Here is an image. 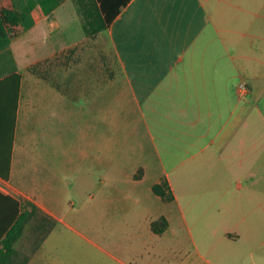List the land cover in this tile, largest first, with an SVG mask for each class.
I'll use <instances>...</instances> for the list:
<instances>
[{
  "label": "crops",
  "instance_id": "crops-1",
  "mask_svg": "<svg viewBox=\"0 0 264 264\" xmlns=\"http://www.w3.org/2000/svg\"><path fill=\"white\" fill-rule=\"evenodd\" d=\"M80 18L62 1L27 30L28 39L42 30L49 45L44 57L27 66V75L7 68L14 42L0 52V79L23 75L11 175L8 181L0 177V250L12 206L16 215L12 199L31 200L56 221L36 249L17 240L15 253L1 264H264V0H129L106 29L91 35ZM91 37L108 65L67 68L65 52ZM109 54L116 61L111 77ZM40 63L51 66L48 73L32 70ZM49 91L69 108L86 110L94 100L109 104V157L120 156L132 169V189L147 182L144 195L176 211L154 216L139 193L109 192L111 235L120 232L114 221L125 212L122 255L114 243L109 250L99 246L109 255L106 261L54 255L63 250V230L91 240L46 190L65 179L79 181L76 171L52 164L45 181L34 173L35 156L56 158L45 155L50 126L43 112L41 129L36 126L38 97ZM97 171V183L107 182L105 169ZM164 180L171 201L153 191ZM109 184L118 187L110 175ZM161 217L168 226L158 234L152 224Z\"/></svg>",
  "mask_w": 264,
  "mask_h": 264
},
{
  "label": "rangeland",
  "instance_id": "rangeland-1",
  "mask_svg": "<svg viewBox=\"0 0 264 264\" xmlns=\"http://www.w3.org/2000/svg\"><path fill=\"white\" fill-rule=\"evenodd\" d=\"M27 1L0 0V7H15L16 9L25 11ZM62 1L66 2L72 10H77L83 26L90 34L89 22L95 18L99 10L98 5L93 0ZM91 11H94L95 15L90 16L89 13ZM42 17L41 8L37 6L33 12L27 14L22 22L18 37L9 36L7 38V43L0 52L14 42L11 50H8V56L10 57L8 62H11L7 67L9 70L11 68H19V71L21 70L27 75V66L44 57L49 51V45L43 43L42 30L39 31L40 33L35 32L31 36V39H28L25 34ZM65 37L66 39L72 38L68 34ZM91 39L95 38L83 39L74 48L65 52L63 59L67 68L68 66H72V63H74V66L75 64L86 63L96 66L99 70L104 69V66L108 65L105 63L106 57L102 55L101 47L99 48V44L91 42ZM58 42L59 40L57 39L56 41H51L50 44L53 47L57 46ZM59 44L62 45V42ZM67 44L68 42L65 43V45ZM3 61H5L4 57L0 56V62ZM115 62L113 54H109V77L115 73ZM50 67L47 64L40 63L33 67L32 70L43 75V72L44 74L48 73ZM52 74L54 78L57 76L56 67L53 69ZM27 80L29 79L27 78ZM34 97L36 98L35 93ZM37 102L38 107L36 111L40 117L36 126L39 127V130L41 129L42 112L44 114L43 121L46 122L48 120L50 126L48 129L49 133H46V136L49 137L45 139V155L49 152L50 156L54 154L56 158H47L46 156L41 158V154L38 157L35 156L33 163L34 165H38L39 169H36L34 173L42 176L45 181L47 177L50 178L53 175L50 168L52 164L65 165V167L76 171L80 176L79 181L74 182L65 179L61 184H50L46 190L47 194L57 201L56 206L61 213H67L69 220L83 229L91 240L82 239L64 228L66 231L63 230L62 233L63 250L55 252L54 255L59 256L60 259L69 261H106L109 260V255L99 248V246L109 250V246L112 243H114V247L117 246L119 254L122 255L120 248L126 236L121 233V219L124 218L125 212L122 210L118 213L117 220L114 221V224L118 223L117 226H120V232L111 235L112 232H109V192H113L115 197L132 194L133 192L139 193V196L144 199L147 211L154 216L165 212L176 213L175 209L166 208L159 201L149 199L144 195L147 182L144 185L136 187V189H132L128 183L132 179V169L126 167L125 163H122L120 156L109 157V104L103 107L98 100L96 102L94 100L91 105L87 106L86 110L82 106L69 108L66 103L55 97L50 91L38 97ZM47 114L49 115L48 118L46 117ZM106 117H108V120H106ZM36 143L34 141L31 144L34 153H36L37 149ZM81 149L90 150V155L82 156L79 151ZM28 158H30L29 153ZM41 166L44 167L42 168ZM101 167L105 169L106 173L104 171L103 174L107 175L108 181L98 184L96 177L100 172L97 170ZM80 168H82L81 173L79 171ZM84 168L86 169L84 170ZM90 174L93 179L90 178ZM109 175L115 179L118 187L113 188L109 184ZM90 195L94 196L92 200ZM198 207L200 208V205ZM27 208L32 210V207L29 205H27ZM71 208H74L75 212L71 213ZM54 221L53 217L39 208L25 225L18 243L20 245L32 244L36 249V246H39L50 232ZM145 238L146 242H152L149 234Z\"/></svg>",
  "mask_w": 264,
  "mask_h": 264
},
{
  "label": "trees",
  "instance_id": "trees-1",
  "mask_svg": "<svg viewBox=\"0 0 264 264\" xmlns=\"http://www.w3.org/2000/svg\"><path fill=\"white\" fill-rule=\"evenodd\" d=\"M93 1L98 5L99 10L95 18L89 22L90 33L92 34L106 29L119 14V8L129 2V0H120L118 3L113 0ZM61 2L62 0H28L25 11L15 7H0V50L6 45L9 36L18 37L19 28L28 13L33 12L39 6L42 16H45L52 12ZM89 14L90 16L95 15L94 11ZM22 79L23 75L19 72H14L0 79V177L6 181L10 179L11 175ZM153 191L166 201H171L174 198L167 180L155 184ZM13 201L16 203V215L14 214V206H12L11 215H7L6 228L2 231L6 235L3 239L4 248L0 250V264L7 263L9 258L15 253L13 245L22 235L29 219L36 210H39V207L31 200L15 201L12 199V203ZM27 205L31 206L32 210H29ZM55 224L56 221H54L53 226ZM167 226L168 221L165 217H161L152 224L153 230L158 234L163 233Z\"/></svg>",
  "mask_w": 264,
  "mask_h": 264
}]
</instances>
